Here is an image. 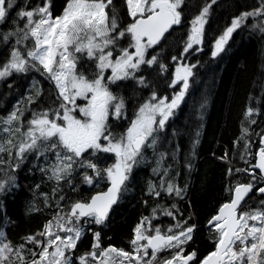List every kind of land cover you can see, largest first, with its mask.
<instances>
[{
  "label": "snow or ice",
  "instance_id": "1",
  "mask_svg": "<svg viewBox=\"0 0 264 264\" xmlns=\"http://www.w3.org/2000/svg\"><path fill=\"white\" fill-rule=\"evenodd\" d=\"M112 2L66 0L61 13L53 16L51 0H41L17 11L12 18L15 27L0 33V43L14 40L0 63V80L34 71L50 84L45 100L43 89L33 80L29 93L0 117V175L5 177L0 179V193L16 183L14 173L30 155L43 156L45 166L40 170L54 182L51 196L57 208L40 231L21 237L22 243L13 244L0 229V264H157L158 253L164 250H171L170 255L159 264H264V200L252 208L245 199L254 188L264 194V128L255 133L259 137L255 154L251 128L261 113V99L251 94L233 141L234 146L242 145L238 158L245 166L234 168L227 149L219 157L229 164V180L224 187L226 199L207 220L209 232L214 233L212 250L202 258L195 249L185 252L197 228L189 223L191 214L185 218L177 203L168 207L157 203L133 228L130 251L111 244L102 247L97 231L90 250L76 254L85 225L106 223L113 205L130 190L133 170L146 161L148 149L155 157L152 173L159 180H149L144 194L173 200H183L187 194V183L176 182L179 172L170 174L179 163L180 145L175 138L181 133L172 128L169 135L166 128L189 89L196 64L187 63V56L202 51L211 4L205 3L190 19L179 53L167 57L174 72L164 81L165 89L159 81L169 69L165 63L168 37L174 26L181 25L188 7L185 0H125L126 17L119 23L114 6L111 17L106 12ZM14 3L0 0V24L9 19ZM250 17L251 28L264 33V0L240 12L222 34L212 38V57L224 51L232 33ZM17 18L24 21L23 27ZM166 90H171L170 95ZM145 91L148 94L142 95ZM23 103L36 105L28 109L30 118L24 117ZM206 108L205 98L197 114L201 123L192 133V150L183 157L189 171ZM158 142L167 150L157 151ZM168 157L171 160L165 164ZM61 182L69 194L63 192ZM81 185L88 186L87 194L81 192ZM41 195L45 207L49 206V194ZM38 210L34 204L29 207ZM158 213L174 223L163 231L159 224L153 226Z\"/></svg>",
  "mask_w": 264,
  "mask_h": 264
},
{
  "label": "trees",
  "instance_id": "2",
  "mask_svg": "<svg viewBox=\"0 0 264 264\" xmlns=\"http://www.w3.org/2000/svg\"><path fill=\"white\" fill-rule=\"evenodd\" d=\"M258 2L259 0H216L215 3H211V0H185L188 7L185 9V16L182 17L181 25L174 26V29L171 30V36L168 37L169 43L165 52V63L169 64V69L163 74L159 83L161 88L166 89L164 81L169 79L171 73L174 72V65L168 61L167 57L170 54L179 53L182 46L181 42L186 39L187 30L190 27V19L199 14V9L205 3L211 4L204 26L205 35L202 51L187 56V63L196 64L193 69L194 75L190 78L189 89L177 110L176 116L170 120L169 126L166 128L169 135L172 128L179 129L181 133L175 138L180 145L179 163L173 166L170 174L175 176L176 172H179V175L176 176V182L181 186L187 183V194L183 200L154 199L144 194L149 180H159V176L152 173L155 157L152 150L148 149L145 152L146 161L133 170L130 190L112 208L106 223L104 225L90 223L85 226L86 230L81 241L78 242L76 254L90 250L92 234L97 231L101 233L100 243L102 247L111 244L114 247L130 251L129 240L132 238L133 228L141 216L151 214L154 204L157 203L163 207L177 203L185 218L191 214L189 223H195L197 228L193 241L188 242L185 252L195 249L198 257L202 258L208 251L212 250L213 241L210 237L214 233L209 232L207 220L226 199L224 187L229 180L226 175L229 164L219 157L227 149L228 160L231 161L234 168L245 166L244 162L238 158L242 145L234 146L233 141L240 133L241 121L244 119L250 94L261 99V113L256 117L257 123L251 125L253 154L258 151L259 145V137L255 133L264 128V96H261V92L264 90V33L251 28L253 20L250 17L233 32L224 51L216 57L211 56L212 38L222 34L230 26L231 20L240 12L250 11L252 7L258 5ZM40 3L41 0H15L13 8L9 12V19L0 24V33L15 27L12 24V18L15 17L17 11L21 8L28 10ZM65 3L66 0H51L53 16L61 13ZM113 6L117 9L119 23L126 17L125 0H113L112 5L106 8L109 17H111ZM17 23L23 27L24 21L17 18ZM13 42L14 40L10 38L7 45L0 43V63L5 59ZM155 68L156 66L153 65V69ZM33 80L37 82L38 87L43 89V98L47 100L50 84L37 72L13 73L6 80H0V117H5L21 99V96L29 93ZM9 84L12 85L11 88L8 87ZM170 92L171 90H166V94L170 95ZM125 94L130 95L131 89ZM147 94V91L142 93V95ZM159 94L160 91L158 90ZM205 98L207 99V108L203 112L202 127L199 129L200 141L195 149L196 155L192 159L193 167L189 171L184 166L183 157L192 150V133L197 124L201 123L197 119V114L200 110V104ZM130 103L131 101H129ZM253 106H255L254 103ZM35 107V104L29 106L23 103L24 117L30 118L31 112L28 109ZM234 147L237 151L236 159H233ZM162 150L167 149L162 146V142H158L157 151ZM52 159L53 157L50 155L49 162ZM170 160L171 158L168 157L165 164ZM250 163L254 164L255 160L250 159ZM42 166H45L43 156L36 158L35 154L30 155L28 160L19 169H16L14 173L16 183L0 193V229L6 233L7 239L13 244L22 243L21 237L40 231L44 223L51 219L57 211L55 201L51 196L54 182L49 181L46 174L41 172ZM4 178L0 175V179ZM36 185H39V188H36ZM61 188L65 194H69V190L63 182H61ZM83 189L84 191L80 189L81 192L87 194V188L84 187ZM41 193L49 194V206L45 207ZM59 195L60 193H57V196ZM249 197H251L250 200ZM249 197L246 200L249 201V206L252 208H256L259 201L264 200V194L257 193L255 188ZM145 200L148 201L147 204L144 203ZM64 203L65 201H61L62 206ZM33 204L39 209L38 211H29V207ZM152 223L153 226L159 224L163 231L167 225L174 223V221L171 217L158 213ZM158 255L159 262V260L169 256L170 253L161 251Z\"/></svg>",
  "mask_w": 264,
  "mask_h": 264
},
{
  "label": "bare ground",
  "instance_id": "3",
  "mask_svg": "<svg viewBox=\"0 0 264 264\" xmlns=\"http://www.w3.org/2000/svg\"><path fill=\"white\" fill-rule=\"evenodd\" d=\"M31 168V167H30ZM32 173V172H31ZM35 173H37V172H35ZM37 175V174H36ZM31 176V175H30ZM39 178V177H38ZM46 179V178H45ZM14 190V189H13ZM7 194V193H6ZM35 196V195H34ZM135 196V195H134ZM36 197V196H35ZM143 197V196H142ZM141 197V198H142ZM137 198V197H136ZM4 199V198H3ZM37 199V198H36ZM134 200V199H133ZM132 201V200H131ZM165 202V201H164ZM132 203V202H131ZM129 205V204H128ZM154 206H155V204H154ZM1 215V214H0ZM140 217V216H139ZM118 218V217H117ZM204 221V220H203ZM135 223V222H134Z\"/></svg>",
  "mask_w": 264,
  "mask_h": 264
},
{
  "label": "flooded vegetation",
  "instance_id": "4",
  "mask_svg": "<svg viewBox=\"0 0 264 264\" xmlns=\"http://www.w3.org/2000/svg\"><path fill=\"white\" fill-rule=\"evenodd\" d=\"M84 187H86V188H87L88 186H86V185H82V187H81V190H83V191H84V189H83ZM119 201H120V200H119ZM119 201H118V202H119ZM85 226H87V225H85ZM149 251H150V250H149ZM157 264H159V262H157Z\"/></svg>",
  "mask_w": 264,
  "mask_h": 264
},
{
  "label": "rangeland",
  "instance_id": "5",
  "mask_svg": "<svg viewBox=\"0 0 264 264\" xmlns=\"http://www.w3.org/2000/svg\"><path fill=\"white\" fill-rule=\"evenodd\" d=\"M205 24H206V23H205ZM232 34H233V33H232ZM194 47H195V46H194ZM170 251H171V250H164V251H162V252H164V253H167V252L170 253ZM158 254H159V253H158ZM158 256H159V255H158Z\"/></svg>",
  "mask_w": 264,
  "mask_h": 264
},
{
  "label": "water",
  "instance_id": "6",
  "mask_svg": "<svg viewBox=\"0 0 264 264\" xmlns=\"http://www.w3.org/2000/svg\"><path fill=\"white\" fill-rule=\"evenodd\" d=\"M171 31V30H170ZM258 171V170H257ZM252 192L249 193V195L247 197H245V199H247L250 195H251ZM243 203V202H242ZM116 205V204H115ZM113 205V207L115 206Z\"/></svg>",
  "mask_w": 264,
  "mask_h": 264
}]
</instances>
